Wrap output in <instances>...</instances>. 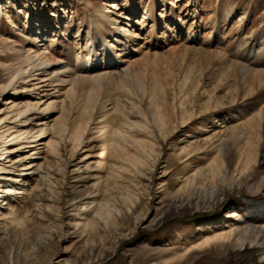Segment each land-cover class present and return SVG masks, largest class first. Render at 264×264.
Instances as JSON below:
<instances>
[{
	"label": "rangeland",
	"instance_id": "1",
	"mask_svg": "<svg viewBox=\"0 0 264 264\" xmlns=\"http://www.w3.org/2000/svg\"><path fill=\"white\" fill-rule=\"evenodd\" d=\"M90 1L107 4L106 8L112 12L118 9L122 12L130 0ZM149 1L134 0L140 7L146 6ZM220 1L222 7H227L231 1L235 4L240 2L248 9L255 5L251 21L244 32L252 40L260 36L264 25V0ZM155 2L158 5L156 13H162L160 0ZM169 2H174L175 11L187 18L188 27L189 24H194L192 19L189 20L192 11L197 9L198 16L206 19L207 14L214 10L217 0H169ZM113 3L116 4V9L108 6ZM0 8L6 13L1 16L0 38L7 37L11 44H16V48L23 45L21 31L25 25L26 12L31 15V22L41 21L44 22V26H51L49 30L53 35L51 41L54 43L52 48L63 62H69L75 48L80 45V42L75 40L76 30L84 23L79 0H0ZM111 15L118 19L117 25L121 29L126 22L114 13ZM140 17L141 15L138 18ZM236 20L225 27L220 39L211 46L210 50L218 52L222 58L213 61L211 68L199 71L191 56L169 50L173 45L170 44L160 50L162 53L160 57H151L148 64L140 68L143 71V80L147 83L145 85L148 86L147 79L150 80V77L152 79L160 77L159 79L166 82L163 83L166 87L164 93L151 98L149 92L143 95L138 90L134 77L128 79L129 81L125 80L126 90H130V94L140 105L141 118L145 117L148 121L147 124L144 123L145 134L134 132L130 134L132 139L126 147L127 152H130L128 157L131 159L127 157L123 164L117 163L129 167L131 171H117L119 173L117 176L109 169L113 160L108 159V155L104 158L83 159L89 154V151L85 150L91 144V141H88L89 136H94L96 126L100 124L97 119L90 125L92 131L86 133L84 141L86 146L82 149L79 147L73 151L71 144L66 143L63 149L59 148V153L54 157H48L47 160L39 157L34 162L30 158L34 147H29L24 152L10 153L8 160L11 161L20 154L25 156L15 168H9L12 170L10 176H18L21 182L3 181L0 183L2 185L0 189L22 188L25 189V193L6 196L0 191V196L6 202V204L0 202V212L4 213L5 217L0 225L1 264H264V249L261 247L243 239L223 240L216 237L228 230L224 222L235 219L229 216L235 210L240 214V219L232 222L235 225L264 224L263 220L260 222L255 220L264 215V206H261L262 210L258 212V204L264 201L262 193L264 187L261 186V179L264 178V132L261 138H258L256 132H251L246 138V152L249 149L251 154L248 151L245 155L250 154L248 163L252 165L253 174L252 181L249 182L250 188L230 186L229 178V181L225 180L221 184L218 179L210 181L208 177L207 166L216 153L214 145L218 143L213 125L220 122L219 118L224 114L222 110L229 112L251 108L243 117V120H247L264 105V85L253 96L241 101L235 89L233 93V87L228 83L227 87L222 78L214 74L215 69L228 64L224 52L227 54L233 51L238 41L242 40L234 36ZM105 27L111 30L107 24ZM253 33L258 36L255 37ZM204 34L203 31L202 36ZM190 45L199 47L196 42H190ZM47 47L49 50L52 49L50 46ZM2 54L4 52L0 53V63L4 61ZM141 57L142 54L135 58ZM117 69L119 68H110L106 72ZM108 78L102 82L105 88L101 86V91H98L100 96L105 94L106 89H110L109 85H111L109 93L115 96L124 93L119 90L123 88L119 84L123 78L118 75ZM184 79L186 82H183ZM21 87L22 84L18 89ZM12 91L1 96L0 108L12 104L4 103L6 100L17 102L21 96L30 93L17 91L12 95L10 94ZM233 97L237 101L234 104L231 102ZM105 100L106 98L101 102L109 109L112 105ZM160 114L164 116L165 126L162 122L161 125L156 122ZM189 115H192L191 119L187 118ZM31 117L38 119L40 117L38 110H35ZM212 121H215L214 124ZM69 126L72 132L75 125ZM253 134L255 137L251 136ZM146 135H152L154 139L151 140ZM232 138L237 139L235 135L229 136L222 149L224 166L228 162L231 173L234 172L235 159L239 158L237 146L240 147L242 143V141L237 143V140L234 141ZM44 139H50V135H45ZM259 139L262 142L261 146ZM251 140H255V143L252 141L253 144H250ZM258 150L262 156H256ZM92 151L96 152L99 149ZM5 155L6 153H3V156ZM133 155L136 158H133ZM231 159L232 162H229ZM98 161L102 162L100 167ZM35 162L45 163L41 173H37L38 169L35 166L29 170L28 176L19 175L23 173L18 170L19 168ZM213 182L221 189L217 198L209 191V184L214 185ZM201 183L205 189L201 188ZM41 190L47 194L46 198L50 201L41 200L39 202L41 205L34 207L30 203L31 193H39ZM96 190L97 194L94 192ZM99 194L105 195L110 204L111 216L105 222L96 217L92 209L83 212L88 208L86 205H95L97 199L101 198ZM17 221L21 222L18 226ZM5 225L16 231L15 243H7L9 240L3 237L1 231ZM19 241L21 247L16 249ZM8 244L14 248L11 249Z\"/></svg>",
	"mask_w": 264,
	"mask_h": 264
},
{
	"label": "bare ground",
	"instance_id": "2",
	"mask_svg": "<svg viewBox=\"0 0 264 264\" xmlns=\"http://www.w3.org/2000/svg\"><path fill=\"white\" fill-rule=\"evenodd\" d=\"M220 2V0H217L215 8L213 7L214 10L207 14L208 18L206 19H203L201 15L198 16L197 9L192 11L189 20L192 19L194 24L191 23L187 27V18L177 13L174 8L175 3L169 2V0H160L161 7H163V12L160 14L156 13L158 5L155 0H150L144 7H140L134 0H130L122 12H119V9L116 12L110 11L106 8L107 4L94 3L90 0H79L84 23L82 27L76 30L75 40L78 43L80 42V45L78 44L75 48L69 62H63L58 57L57 52L53 50L54 43L51 41L53 35L49 30L51 26H44V22L41 21L39 23L31 22V15L26 12L25 25L23 31H21L22 47L16 48V44H11V40L7 37L0 38V53L4 52L1 55L4 61L0 63V98L3 95H7L10 90H13L10 92L12 95L17 91L20 93L30 92L21 96L17 102L11 99L6 100L4 103L12 104L4 105L0 108V183L3 181L21 182L18 176H10L12 170L9 168H15L16 164L25 156L20 154L11 161L8 160L10 153L24 152L29 147H34L33 155L30 156L32 162H34L39 157L45 160L48 157H54L55 154L59 153V148L63 149L66 143L71 144L73 151L79 147L82 149L86 146L84 144L85 135L87 132L92 131L90 125L96 119L99 121L100 126H96V130L93 132L94 136H89L88 141H91V144L89 148H85L86 151H89V154L83 159L86 160L92 157L104 158L108 155V159L113 160L109 169L115 172L117 176H119L117 171H131L129 167H123L117 163L123 164L124 159L126 161L128 153H130L127 152L126 147L128 146L127 143L132 139L130 134L132 132L145 134V124L148 121L145 117L141 118L140 105L134 100L130 90H126L125 80L134 77L138 90L143 95L149 92L151 98L164 93L166 87L163 83L165 81L163 82L162 79H159L160 77L158 79L157 77L155 79L150 77V80L147 79L149 81L148 86L145 85L147 83L143 80V71L140 68L143 65L146 66L151 57H160L162 54L160 50L170 44L173 45L169 50L177 51L185 56H191V59L195 60L199 71L211 68L213 61L221 60L222 58L218 52L211 51L210 48L220 39V34L225 27L235 19L237 20L233 30L234 36L242 40L238 41L233 51L227 53L228 55L224 52V57L228 60V64L223 65L220 69H215V72H213L216 77L219 75L222 78L224 84L227 85L228 83V85L230 84L233 87V93L235 89L236 95L241 101L253 96L264 85V25L262 30L260 29V36L253 33L258 38L252 40L244 31L251 21L255 5L248 9L245 6L243 7L240 2L235 4V2L231 1L227 7H222ZM109 5L112 9L117 8L114 3ZM111 13L116 14L126 22L121 26V29L117 25L118 19L112 16ZM3 15H6V13L0 8V24L1 16ZM140 15L141 17L138 18ZM10 24L14 26L12 23ZM106 24L111 30L106 29ZM126 27L129 28L127 29ZM203 31L205 34L202 36ZM141 41L143 42L141 43ZM190 42H196L199 47L191 46ZM47 46L52 49L49 50ZM150 52L152 54H149ZM140 54H142L141 58H135ZM115 67L119 69L113 72H106V70ZM101 70L104 72H99ZM112 75H118L123 78V80L119 78L120 87H123L119 90L124 93L120 94V96L109 93L111 89V85H109L110 89L105 90V96H100L98 91L104 84L102 82L105 81L104 79H109L108 77ZM183 82H186V80L184 79ZM21 84L22 87L18 89ZM102 87L105 88V85ZM106 88L108 87L106 86ZM52 89L54 90L52 91ZM123 96L126 97L123 98ZM104 98H106L105 102L109 101L112 105L109 109L103 106ZM231 99H233L231 101L232 104L237 102L234 97ZM35 110H38L40 114V117L36 120L31 117ZM250 110L251 108H240L229 112L222 110L224 114L219 118L220 122L218 121L219 123L214 124L215 121H212L218 143L214 145L216 153L211 159L209 167L207 166L209 176L205 174L210 181L218 179L222 184L225 180L229 181L230 179V186L236 188L251 187L249 182L253 175L251 174L252 165L248 163V156L251 154V150L249 151L248 149L250 154L246 156L248 153V151L246 152V138L249 137L247 135H250L251 132H256L258 138H261V134L264 132V105L259 107V111L250 118L243 120V117ZM191 117L192 115H189L187 118L191 119ZM164 120L163 114H160L156 122L160 123L159 125L162 122V125L165 126ZM69 124L75 125L72 132L69 129ZM47 134L50 135V139L45 140L44 137ZM232 135L237 137V143L242 141L240 147L237 146L239 149L237 150L239 152L238 157L241 160L239 158L235 159L236 163L233 173L229 170L228 166L230 165L228 162L224 166L225 162L222 159L223 145L229 136ZM251 136L255 137L254 134ZM146 137L151 140L154 139L152 135H146ZM232 140L236 141L233 138ZM259 140L258 142L261 143V146V139ZM252 141L254 142L255 140H251L249 143L253 144ZM244 148L245 150H243ZM93 149H99V151H94V153ZM259 150L256 151V156L261 154ZM3 153H6V155L3 156ZM39 154H43V156H39ZM252 157L254 156L252 155ZM133 158L136 157L133 155ZM6 159L8 161H5ZM133 160H131V163H133ZM253 160L255 159L253 158ZM229 162H232V159ZM97 163L98 167L102 165V162L98 161ZM35 166L38 169L37 173H41L44 170L45 163L24 164L18 169L23 171L19 175L29 174V170ZM130 167L132 166L130 165ZM230 174L232 176H229ZM41 178L43 177L41 176ZM261 182V186L264 187V178L261 179ZM217 184L219 185V183ZM203 185H201V188L204 187L205 189ZM37 187L39 188V186ZM209 189L210 193H213L214 198H217V195L221 192V189L217 188L215 183L214 185L209 184ZM0 191L6 196L25 193V189L10 187L2 188ZM94 192L97 194L98 191ZM262 193L264 194V189ZM46 195L43 190L39 193L33 192L31 193L30 203L34 207L40 206L39 202L41 200H48ZM100 197L94 206L86 205L85 207L88 208L84 209L83 212L85 213L92 209L96 217L105 222L111 216L110 204L107 202L105 195H100ZM0 198L2 197L0 196ZM0 202L6 204L3 198ZM258 206L259 210H257L260 212L262 210V208L260 210V207L264 206V201ZM251 212L250 214H252ZM3 214L0 212V220H2L0 225L5 220ZM229 216L235 219L225 220L224 225L228 227V230L217 235V238L223 240L243 239L264 249V224L254 226L235 225L232 222L240 219V214L237 210L232 211ZM255 220L256 222L264 221V215ZM20 221L16 222V226L21 224ZM227 224H230V226H227ZM1 233L5 240H9L7 243H15L17 234L11 226L5 225ZM208 240L209 238L206 239V241ZM8 245L11 249L14 248L10 244ZM20 247L21 242L19 241L16 249ZM0 262L2 261L0 260Z\"/></svg>",
	"mask_w": 264,
	"mask_h": 264
}]
</instances>
